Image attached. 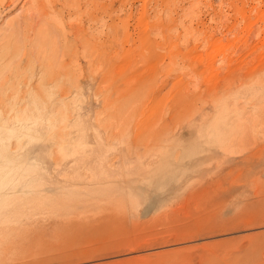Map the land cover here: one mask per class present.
<instances>
[{"label": "rangeland", "instance_id": "1", "mask_svg": "<svg viewBox=\"0 0 264 264\" xmlns=\"http://www.w3.org/2000/svg\"><path fill=\"white\" fill-rule=\"evenodd\" d=\"M3 1L0 264H264V0Z\"/></svg>", "mask_w": 264, "mask_h": 264}, {"label": "bare ground", "instance_id": "2", "mask_svg": "<svg viewBox=\"0 0 264 264\" xmlns=\"http://www.w3.org/2000/svg\"><path fill=\"white\" fill-rule=\"evenodd\" d=\"M11 1V3L13 2L14 4H16V2L18 1V0H10ZM33 2H34V0H32ZM61 1V0H60ZM74 1V0H73ZM6 2V1H5ZM3 0H2V4H4L5 3ZM20 2V1H19ZM44 1L43 0H35V4L34 3H32V9H34V10H36V12H37V14H38V17L39 18H42V17H44L45 18V16H42V14H45V12H46V10L47 9H49L50 10V8L52 7V4H51V6H50V8H46L45 9V7H46V4H44L43 3ZM48 2V1H47ZM59 2V1H58ZM64 2V1H63ZM70 2H72V1H70ZM79 3V2H78ZM2 4H0V6H3ZM10 4V3H9ZM14 4H12V5H14ZM48 5H50L49 3H47ZM55 4H58V3H56V2H54V5ZM63 4V3H62ZM68 4V3H67ZM86 4V3H85ZM7 5V4H6ZM11 5V4H10ZM10 5H7V6H10ZM33 5H34V7H33ZM53 5V6H54ZM59 5V4H58ZM63 5H65V3L63 4ZM69 5H71V4H69ZM62 6V5H61ZM86 6V5H85ZM12 7V6H11ZM30 7V6H29ZM47 7H49V6H47ZM55 7H57V5H55ZM60 7V6H59ZM13 8V7H12ZM53 8V7H52ZM67 8V7H66ZM90 8V7H89ZM32 9H26L27 10V12L29 11H33ZM64 9V8H63ZM52 11H53V9H51ZM50 10V11H51ZM86 10V9H85ZM88 10V9H87ZM92 10V9H91ZM14 11V10H13ZM49 11V12H50ZM56 11H57V9H56ZM55 11V12H56ZM89 11V10H88ZM24 12V11H23ZM26 12V11H25ZM48 12V13H49ZM54 12V11H53ZM60 12V11H59ZM58 12V13H59ZM84 12V11H83ZM18 13V12H17ZM57 13V12H56ZM63 13V12H62ZM16 14V13H15ZM21 14V13H20ZM26 14V13H25ZM31 14V13H30ZM50 14V13H49ZM64 14V13H63ZM29 17H31L29 14H27ZM26 15V16H27ZM33 15H35L36 16V14L34 13V14H32V16ZM46 15H48V14H46ZM84 15V14H83ZM14 17V16H13ZM37 17V16H36ZM54 17H56V16H54ZM63 17V16H62ZM90 17V16H89ZM28 18V17H27ZM33 18V17H32ZM22 19H24V17L22 16V15H20V16H16V18H14V20H12L11 22L10 21H8V23L6 22L5 24L7 25L6 26V30H4V33H3V35H2V39H1V41H4V39L6 40L7 39V42L5 41L4 42V47H6L7 45H8V43L9 42H11V40H13V39H15L16 40V38H18L17 36H18V34L20 33L19 32V28H20V26L22 25V23H23V20ZM57 19V18H56ZM89 19V18H88ZM93 19V18H92ZM36 20H38V19H36ZM41 20V19H40ZM80 20V19H79ZM42 22L43 21H46L47 22V20H41ZM49 21V20H48ZM56 21V20H55ZM85 21H86V19H85ZM26 22V21H25ZM36 22V21H35ZM28 23H29V21H28ZM27 23V24H28ZM32 24V23H31ZM34 24H36V23H34ZM39 24H40V22H39ZM52 24V23H51ZM23 25H25V24H23ZM41 25V24H40ZM47 26L49 25V24H46ZM31 26V25H30ZM35 27H36V25H34ZM22 27H25V26H22ZM42 28H43V26H42ZM26 29V28H25ZM24 29V30H25ZM37 29H39L38 28V25H37ZM22 30H23V28H22ZM32 30H35V29H32ZM45 32V31H44ZM44 32L42 31L41 32V30H40V32L39 31H37V30H35V37H36V39H38L39 41L40 40H42V39H46V37L45 38H43V36H42V34H44ZM48 32V31H47ZM50 32V31H49ZM49 34H51V33H49ZM31 36V35H30ZM48 36V35H47ZM33 37V36H32ZM48 38V37H47ZM9 40V41H8ZM43 41V40H42ZM6 43V44H5ZM46 43V42H45ZM42 44V43H41ZM2 45V44H1ZM47 45V44H46ZM37 46V45H36ZM35 46V47H36ZM2 47V46H1ZM0 47V48H1ZM4 47H2L0 50L3 52V53H0V54H2V56L4 55V51H6V50H4L5 48ZM4 51H3V50ZM8 49V48H7ZM18 50V49H17ZM37 51V50H36ZM35 51V52H36ZM43 51V50H42ZM7 52L9 53V51L7 50ZM16 52H18V51H16ZM16 52H15V54H16ZM20 52V51H19ZM58 52V51H57ZM64 53V52H63ZM10 54V53H9ZM14 54V55H15ZM36 54V53H35ZM34 54V55H35ZM13 55V56H14ZM2 56H0V57H2ZM5 56V55H4ZM12 56V55H11ZM13 56H12V59H13ZM6 57V56H5ZM15 57V56H14ZM9 59H11V58H9ZM4 60V59H3Z\"/></svg>", "mask_w": 264, "mask_h": 264}]
</instances>
